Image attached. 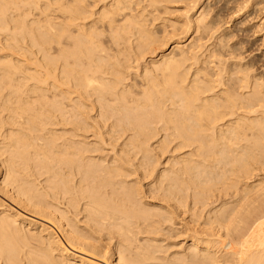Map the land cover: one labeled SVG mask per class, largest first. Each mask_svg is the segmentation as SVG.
Returning a JSON list of instances; mask_svg holds the SVG:
<instances>
[{
	"label": "bare ground",
	"instance_id": "bare-ground-1",
	"mask_svg": "<svg viewBox=\"0 0 264 264\" xmlns=\"http://www.w3.org/2000/svg\"><path fill=\"white\" fill-rule=\"evenodd\" d=\"M217 5L0 0V189L43 218L0 203V264H264V67Z\"/></svg>",
	"mask_w": 264,
	"mask_h": 264
},
{
	"label": "rangeland",
	"instance_id": "rangeland-1",
	"mask_svg": "<svg viewBox=\"0 0 264 264\" xmlns=\"http://www.w3.org/2000/svg\"><path fill=\"white\" fill-rule=\"evenodd\" d=\"M216 1L218 3L217 7L219 8V15L221 18V22L222 23L225 22L224 24L228 23L227 27H225V25H223V24H222V27H225L226 29L229 27L228 29L231 30L230 42L234 43V42H238V40H239L238 45H239L240 49H242L243 52L246 51L243 54L245 56V59L254 62L255 66H257V67H259L260 65H262V67H264V39H262V38H264V29H262V28H264V10H262V9H264V7H262V6H264V5H262V4H264V2L261 1L260 3H256L257 0H254V1L253 0H245V1L244 0H216ZM247 1L250 2L251 4L250 3L247 4L246 3ZM236 3L238 4L237 6H236ZM254 3H256V4H254ZM239 4H241L240 6L242 8L239 6ZM243 5H244V7H243ZM235 6L237 8H235ZM245 6H246V8H245ZM254 6H255V8H253ZM256 6H259V7H256ZM257 8H260V9H257ZM238 10H240V12ZM257 10H259V11H257ZM259 13H260V15H259ZM240 45L243 47H241ZM262 67L260 66L259 68L261 69ZM92 111H93V113H92ZM90 114L95 116L96 111L94 114V110H90ZM0 179H1V177H0ZM1 191H2V189H0V198H1L0 203H3V204L5 203L4 205H10L12 207L16 206L15 208H17V209H19V211L25 213V215H28L30 213L32 214V212L26 213L27 211L25 209H22L21 207L16 205L14 203V201L4 193V191H2V192ZM1 200H2V202H1ZM10 200L12 203L10 202ZM6 203H8V204H6ZM0 207H1L0 208V211H1L4 206L0 205ZM31 214L28 216H31ZM32 215H34V219L37 222H39V221L43 222L42 221L43 218L42 219L39 218L41 216L37 217L35 214H32ZM31 217H33V216H31ZM173 238H172V240L171 239L170 240L174 241L176 239V238H174V239ZM178 240L180 241L179 238L175 241H178ZM221 264H225V263H221Z\"/></svg>",
	"mask_w": 264,
	"mask_h": 264
}]
</instances>
